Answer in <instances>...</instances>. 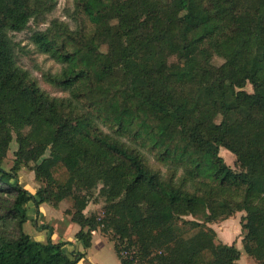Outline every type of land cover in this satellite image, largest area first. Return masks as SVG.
<instances>
[{
	"label": "trees",
	"instance_id": "1",
	"mask_svg": "<svg viewBox=\"0 0 264 264\" xmlns=\"http://www.w3.org/2000/svg\"><path fill=\"white\" fill-rule=\"evenodd\" d=\"M146 1L144 17L136 0H74L75 28L56 19L33 32L37 50L62 65L45 78L68 95L51 97L18 63L9 32L26 29L56 0H0V191L11 199L7 214L18 228L15 238L0 235V264H77L85 258L76 251L71 258L64 250L70 241L54 242L52 227H44L46 242L34 240L25 229L27 204L59 209L65 190L76 208L67 213L80 225L76 239L89 248L102 223L85 215L76 186L90 190L98 182L113 195L103 222L122 240L139 243L144 256L165 248L152 257L154 264L239 260L234 244L217 245L203 231L185 237L179 221L206 209L210 220L246 211L244 249L264 264V0ZM243 17L252 27L241 41ZM118 45L127 52L117 54ZM248 82L253 93L244 89ZM116 96L126 102L121 109ZM14 133L18 148L8 170L3 162ZM238 140L244 148L236 147ZM220 147L237 156L239 172L226 164ZM149 155L169 165L173 176L163 179ZM32 161L44 183L35 192L19 182V171ZM230 194L241 199L232 201Z\"/></svg>",
	"mask_w": 264,
	"mask_h": 264
},
{
	"label": "rangeland",
	"instance_id": "2",
	"mask_svg": "<svg viewBox=\"0 0 264 264\" xmlns=\"http://www.w3.org/2000/svg\"><path fill=\"white\" fill-rule=\"evenodd\" d=\"M258 1L262 2V0ZM136 2L141 13L145 17L149 11L148 2L146 0H136ZM171 9L174 11H179L178 4L173 3ZM184 16L185 17L183 22H189L190 16L188 14H185ZM76 18L77 14L75 10L74 0H56L55 7L51 11L46 13L44 16L32 18L26 29L21 32H9V36L16 44L15 53L18 63L20 64V66H22V68H24L31 74L40 88L48 93L51 97H65L68 95L67 91H64L52 85L45 78V74L47 72H59L62 68V65L48 55L40 53L33 43L31 36L35 30L47 29L56 19L68 23L71 28H75L78 24ZM108 18L114 22L116 19V14L113 12L109 13ZM251 27V18L243 17L239 21V31L237 33L238 39L241 41L247 39ZM162 47L167 53L169 61L176 62L177 57L168 52L167 44L162 43ZM102 50L107 51L108 46L103 45ZM115 52L121 55L125 54L127 52L126 46H116ZM223 61L224 60L218 56L214 57V62L218 65L222 64ZM244 89L250 93L254 92L253 85L249 82L246 84ZM113 103L118 109H121L126 104L125 100L120 96H116L113 100ZM28 128L29 126H27V128L25 129V132L28 131ZM244 146V140H238L236 142L237 148L242 149L244 148ZM17 148V135L16 133H14L13 139L7 151V155L3 162L4 167L8 170L11 169L14 164L15 151L17 150ZM219 153L223 156L226 164H228L236 172H239L241 170L240 165L237 163V156L233 152L224 147H220ZM48 155L49 151L47 152L46 156ZM41 161L42 160H40L39 163ZM149 163L155 170L159 171V174L163 179L167 180L173 176L172 172H174V170L169 165L157 162L154 158H151L150 155ZM36 164V161H32L19 171L20 184L25 188L32 190L33 192H35L39 187L44 186V183L42 181L36 179L34 171V167ZM180 175L181 172H178L174 176L175 181H177L178 183L182 181ZM2 187L8 189L10 188V185H3ZM196 187L197 186H188V189L192 190V188ZM59 194L64 198L60 203V208L58 207L59 209L57 210L55 207L53 208L52 206L47 204L46 207H50L51 209H53L49 212L47 208V218L40 216V212L35 207L34 202H29L27 204L28 214L31 219H29V221H27V223L25 224V229L34 240L39 241L36 237V234H38L39 230H41L42 228L49 231L47 228H44L49 226L58 228V230H64L65 221L71 220V215L67 212H75L76 210V208L73 206L72 198L66 196L67 193L65 190H61ZM76 194H80L81 201L85 203V215L91 218H95L102 223L99 224L98 227L92 232V239L93 235H96V237L98 236L97 238H100V241L95 244L92 252L88 251L92 255L93 261L97 260L98 264H115L116 261H118L117 259L119 257L117 251H119L121 257L122 251L128 250L129 253H134L135 261L133 262V264H154L151 259L156 254L161 253L159 249L166 251L165 248H153L151 249L150 255L144 256L145 252L143 251L142 246L139 243H131L126 239L122 240L120 234L116 232L114 227H108L107 224L103 222V219H105L108 214V206L113 199V195L111 191H109V188L105 183L98 182L95 187L90 190H85L81 187L76 186ZM230 196L232 201H238L241 199L240 196L234 194H230ZM10 200L11 199L6 194V192L0 191V235L15 238L18 233L17 224L7 214V208L8 205H10ZM54 210L59 213L58 215H63L64 220L60 219V216H57ZM217 214L218 216L216 218L210 220V211L209 209H206L196 216H184V220L181 219L179 222L181 225V230L183 231L185 237H190L192 235H196L200 231H203L212 236L215 244H234L240 250V258L235 262V264H257L258 261L256 260V258L249 255L244 249L243 238L246 234V231L242 229V223L244 217L246 216V211L238 210L235 211L232 215L224 214L222 212ZM192 220L197 221L198 225H193L189 222H185ZM68 231L69 230L67 229L66 234L68 233ZM73 241L83 244L81 241L77 240L76 237L73 239ZM81 244H79L78 246L81 249H84V245L82 246ZM77 249H75V251H77ZM64 250L67 254L70 255V253H68L66 249Z\"/></svg>",
	"mask_w": 264,
	"mask_h": 264
},
{
	"label": "crops",
	"instance_id": "3",
	"mask_svg": "<svg viewBox=\"0 0 264 264\" xmlns=\"http://www.w3.org/2000/svg\"><path fill=\"white\" fill-rule=\"evenodd\" d=\"M50 205L49 203H42L40 205V216L42 217H46L47 218V208L48 211L50 212L51 209L50 207H46V205ZM52 206V205H50ZM53 207V206H52ZM54 208V207H53ZM57 209V208H56ZM58 210V209H57ZM54 212H56L55 214H57V216H60L59 218L64 220L63 215H58L59 213L57 211L54 210ZM53 228V233L51 234L52 239L54 242L58 243V242H66V241H70L67 244H65L64 249H66L68 251V253H70L71 258H73V254L75 252V249H77L76 252H84L86 254L85 258H83L80 262H78L77 264H98V261H93L92 255L90 254V252H92L95 244L100 241V238H97L96 235H93V239H92V245L89 248H84L81 249L78 245L81 243H76L73 241V239L76 237V233L80 230V226L73 222V221H65V229L63 230H58V228ZM69 230L68 233L66 234V230ZM36 237L38 238L39 241L41 242H46L48 240L49 237V231L45 230V229H41L39 230V233L36 234ZM83 246V244H81ZM90 251V252H88ZM118 261H116L115 264H121V258L118 257L117 259Z\"/></svg>",
	"mask_w": 264,
	"mask_h": 264
},
{
	"label": "built area",
	"instance_id": "4",
	"mask_svg": "<svg viewBox=\"0 0 264 264\" xmlns=\"http://www.w3.org/2000/svg\"><path fill=\"white\" fill-rule=\"evenodd\" d=\"M121 257L126 261V264H133L135 261L134 253H129L128 250L122 251Z\"/></svg>",
	"mask_w": 264,
	"mask_h": 264
}]
</instances>
